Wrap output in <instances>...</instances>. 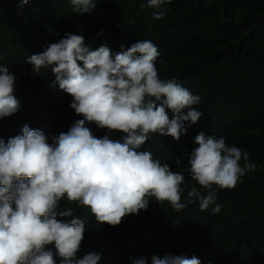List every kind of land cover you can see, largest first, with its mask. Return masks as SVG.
Wrapping results in <instances>:
<instances>
[{
	"label": "trees",
	"instance_id": "16d2710c",
	"mask_svg": "<svg viewBox=\"0 0 264 264\" xmlns=\"http://www.w3.org/2000/svg\"><path fill=\"white\" fill-rule=\"evenodd\" d=\"M95 3L92 13L79 15L68 0H0V65L17 76L20 98L19 111L0 120V131L17 136L24 126L39 124L53 129L51 143L83 118L70 107L72 97L51 86L55 76L50 68L35 74L26 62L65 32L82 34L90 50L107 45L113 53L137 40L151 41L159 52L160 78L175 79L200 97L194 107L202 116L191 127L185 125L187 133L179 141L151 133L139 149L184 175L186 206L177 211L153 198L147 210L113 227L98 224L89 208L65 197L73 206L72 218L86 222L81 247L93 252L106 247L100 264H128L138 251H146V257L196 256L202 264H264V0H171L160 20L152 19L153 9L141 7L147 0ZM88 126L98 138L108 132ZM200 132L225 138L255 164L254 171L233 189L220 190L215 204L203 211L199 202L187 204L193 186L206 190L185 171ZM124 135L117 131L121 142ZM217 204L221 209L213 213Z\"/></svg>",
	"mask_w": 264,
	"mask_h": 264
},
{
	"label": "clouds",
	"instance_id": "9594fccd",
	"mask_svg": "<svg viewBox=\"0 0 264 264\" xmlns=\"http://www.w3.org/2000/svg\"><path fill=\"white\" fill-rule=\"evenodd\" d=\"M68 2L79 15L92 13L97 5L95 0ZM170 2L147 0L141 7L153 9L152 19L160 20ZM158 56L149 40L122 45L113 53L107 45L90 50L82 34L65 32L64 38L27 58L35 74L51 69V86L70 95V107L83 118L51 143L53 129L39 124L24 126L17 136L0 131V264H100L106 247L95 252L81 247L86 222L72 218L69 202L89 208L98 224L113 227L147 210L153 198L177 211L185 208L184 175L139 151L151 133L179 141L187 133L185 125L191 127L202 116L194 107L200 103L198 95L175 79L160 78ZM16 80L0 65V120L19 111ZM90 124L108 132L98 138ZM117 131L125 134L122 142ZM195 144L185 171L206 192L193 186L187 204L199 202L203 211L215 204L220 190L233 189L246 172L254 171L255 164L223 137L200 132ZM220 209L217 204L212 211ZM145 252H136L128 264H202L196 256L146 257Z\"/></svg>",
	"mask_w": 264,
	"mask_h": 264
}]
</instances>
